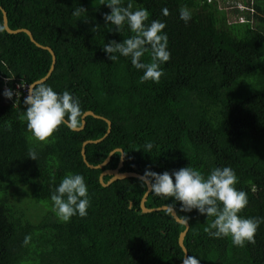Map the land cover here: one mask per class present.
I'll return each mask as SVG.
<instances>
[{"label": "trees", "instance_id": "trees-1", "mask_svg": "<svg viewBox=\"0 0 264 264\" xmlns=\"http://www.w3.org/2000/svg\"><path fill=\"white\" fill-rule=\"evenodd\" d=\"M220 3L233 6L227 10ZM0 5L12 29L27 28L53 49L55 68L43 84L78 98L82 115L91 110L112 122L103 140L85 146L90 164L122 148L121 170L144 176L185 166L207 175L230 166L239 180L236 188L248 196L240 215L264 217V0H123L132 10H148L149 23L166 25L170 59L161 65L158 83H141L142 72L128 58L108 59L104 43L134 34L127 27L122 35L107 30L103 15L110 9L101 0H0ZM181 7L192 14L187 23L179 18ZM142 59L150 61L148 54ZM51 64L50 52L26 33L5 30L0 10V264H181L185 225L168 209L142 211L145 181L100 182L104 169L118 166L121 152L103 168L84 162L83 142L104 137L106 120L88 115L82 130L61 125L46 142L32 139L23 119L27 91L17 84L43 78ZM5 87L13 90L11 99L3 96ZM147 143L153 145L150 153L144 151ZM30 149L37 160L28 157ZM68 173L84 177L90 206L87 216L64 223L50 196ZM171 203L150 192L146 206ZM173 208L190 224L184 244L199 264H264V223L255 243L237 247L230 236L213 238L205 231L213 218L184 212L179 202Z\"/></svg>", "mask_w": 264, "mask_h": 264}, {"label": "clouds", "instance_id": "clouds-1", "mask_svg": "<svg viewBox=\"0 0 264 264\" xmlns=\"http://www.w3.org/2000/svg\"><path fill=\"white\" fill-rule=\"evenodd\" d=\"M109 12L104 13V25L108 31L122 35L125 27L133 33L131 37L120 42L109 40L104 43L103 51L112 62L119 57L128 58L131 65L141 71L140 82L152 81L158 83L163 74L161 65L170 59L168 36L163 31L165 23L160 20L149 21V12L144 8L131 9V5L123 6V0H101ZM79 12H74L78 15ZM167 16V8L162 9ZM180 20L187 23L192 14L186 7L179 10ZM150 57L145 62L142 57ZM12 89H5L3 96L11 99ZM26 110L23 119L32 139L46 142L59 126L65 125L74 130L81 124L82 109L79 99L69 91H55L43 83L29 85L24 98ZM151 143L144 145V151L150 153ZM28 157L37 160L36 151L30 149ZM150 191L165 200H172L168 210L173 213V207L179 202L181 210L213 218L205 231L213 238L231 237L237 247L255 243V234L264 217H243L241 211L248 205L247 193L238 190L239 183L235 170L230 166L215 167L205 175L190 167H180L171 172L146 173ZM146 178L141 177V181ZM255 190V189H253ZM53 211L60 222L67 223L73 216H87L90 206L88 186L84 177L79 173H68L55 186L51 193ZM174 214V213H173ZM187 218V217H186ZM30 242L25 237L24 244ZM183 264H199L195 256H186Z\"/></svg>", "mask_w": 264, "mask_h": 264}, {"label": "water", "instance_id": "water-1", "mask_svg": "<svg viewBox=\"0 0 264 264\" xmlns=\"http://www.w3.org/2000/svg\"><path fill=\"white\" fill-rule=\"evenodd\" d=\"M0 10L2 11V15H3V26H4L5 30L8 33L17 34V33L24 32V33H26L29 36L30 40L37 47L42 48V49H46V50H48L50 52V54L52 56V64H51V67H50L47 75L44 76L43 78L33 82L32 84L44 83L49 78V76L51 75L52 71L55 68L56 55L54 54L53 50L49 46H45V45H42L39 42H37L30 30H28L26 28H19V29L10 28V26L8 24V16H7L6 10L1 5H0ZM32 84H30V85H32ZM88 115H91V116H93L95 118H102V119L106 120V122L108 124V131L105 134V136L102 137V138H99V139H88V140L83 142L81 153H82L83 160L87 164V166H89L90 168H93V169L103 168L104 166H106L110 162L111 157H112V155H113V153L115 151H120L121 152V158H120V162H119L118 166L115 169H104L102 171V173L100 174L99 180L102 183V185L107 186V185L111 184L112 182H114L116 180L125 179V178H128V177H134V178H139V179H141V177H145L146 179L144 181H145V183L147 185V190H146L145 194L143 195V197H142V199L140 201V207H141L142 211L145 212V213H148V212H152V211L167 210L168 209V205H162L160 207H155V208H149V207L146 206L147 198L149 196V193L151 192L150 191V186H148V183H147V177L142 175L141 173H138V172L122 171L121 170V168L124 165V151L122 150V148H116L115 150L111 151L109 156L102 163H100L98 165H92V164H90L88 162L87 157H86V152H85V146L87 144H89V143H97V142L103 140V138H105L107 136V134L111 131V127H112V122L109 119H107V118H105V117H103L101 115H98V114L94 113L93 111L89 110V111H86L82 115L81 125L78 126L74 130L79 131V130H82V129L85 128V125H86L85 118ZM105 175H110L111 176L110 179L107 182L104 181V176ZM173 213L171 212V215L175 218V220L177 222L185 225V229L179 235V245H180L182 251L184 252V258H186V256L188 255V250H187V248H186V246L184 244V240H185V236H186L188 230L190 229V224H189V222L187 220L181 218L177 214V212H176V210L174 208H173ZM184 258H183V260H184ZM181 264H183V261H182Z\"/></svg>", "mask_w": 264, "mask_h": 264}, {"label": "bare ground", "instance_id": "bare-ground-1", "mask_svg": "<svg viewBox=\"0 0 264 264\" xmlns=\"http://www.w3.org/2000/svg\"><path fill=\"white\" fill-rule=\"evenodd\" d=\"M2 6V5H1ZM242 8H244V6L242 5ZM2 12V11H1ZM3 17V15H2ZM241 20H244L243 17H241ZM11 28V27H10ZM19 29V28H18ZM27 29V28H26ZM29 30V29H28ZM38 42V41H37ZM41 44V43H40ZM43 45V44H42ZM46 46V45H45ZM51 48V47H50ZM52 49V48H51ZM53 50V49H52ZM54 52V51H53ZM55 54V53H54ZM53 72V71H52ZM37 81V80H36ZM18 85V84H17ZM24 84H21V87H23L24 89H26V91L28 90L29 86H23ZM5 89H8L7 87H5Z\"/></svg>", "mask_w": 264, "mask_h": 264}, {"label": "rangeland", "instance_id": "rangeland-1", "mask_svg": "<svg viewBox=\"0 0 264 264\" xmlns=\"http://www.w3.org/2000/svg\"><path fill=\"white\" fill-rule=\"evenodd\" d=\"M221 4V3H220ZM231 4V3H230ZM222 5V4H221ZM229 5V4H228ZM223 7H225L224 5H222ZM230 7H232L233 5H229ZM229 6H226L225 8L227 9V10H230V9H228L229 8ZM228 7V8H227ZM241 8H242V5H241ZM231 20H233V17H232V19ZM124 157H125V154H124Z\"/></svg>", "mask_w": 264, "mask_h": 264}, {"label": "built area", "instance_id": "built-area-1", "mask_svg": "<svg viewBox=\"0 0 264 264\" xmlns=\"http://www.w3.org/2000/svg\"><path fill=\"white\" fill-rule=\"evenodd\" d=\"M21 87V85H17V90Z\"/></svg>", "mask_w": 264, "mask_h": 264}]
</instances>
